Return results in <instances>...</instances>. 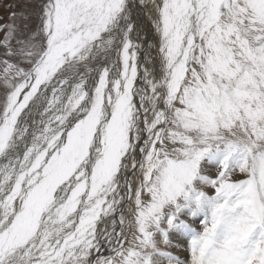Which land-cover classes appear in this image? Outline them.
<instances>
[{"label":"snow or ice","instance_id":"1","mask_svg":"<svg viewBox=\"0 0 264 264\" xmlns=\"http://www.w3.org/2000/svg\"><path fill=\"white\" fill-rule=\"evenodd\" d=\"M149 2L155 44L133 15ZM12 17L0 264H183L175 233L190 264H264V0H41L26 33Z\"/></svg>","mask_w":264,"mask_h":264},{"label":"rangeland","instance_id":"2","mask_svg":"<svg viewBox=\"0 0 264 264\" xmlns=\"http://www.w3.org/2000/svg\"><path fill=\"white\" fill-rule=\"evenodd\" d=\"M40 3L41 0H0V27L11 23L13 20L12 14L16 13L17 18L15 20V24L18 26L19 30L22 33L28 32L29 29H34L37 23L35 12L39 9ZM5 35V31H0V53H3L4 51L3 40ZM154 54L156 56L157 50H155ZM2 59L3 56L0 55V60ZM2 69L3 64L0 63V77H2ZM3 87V80L2 78H0V92H3ZM210 167L216 168V165L212 164L210 165ZM204 190L209 194H214V190L209 187H205ZM194 227L200 230L201 225L199 223H196L194 224ZM166 250L170 251L169 248H167ZM190 260L191 254L189 253L188 261ZM162 264H166V262L162 261Z\"/></svg>","mask_w":264,"mask_h":264},{"label":"bare ground","instance_id":"3","mask_svg":"<svg viewBox=\"0 0 264 264\" xmlns=\"http://www.w3.org/2000/svg\"><path fill=\"white\" fill-rule=\"evenodd\" d=\"M154 14L152 13V6L149 2L147 6H140V8H137L134 11V19L139 24L142 35L146 40H148L149 43H156V40L154 37L156 36L155 32L153 31L152 27V21L149 19V15ZM148 37V38H147ZM157 50L155 47L152 49V55L155 56L154 52ZM173 247H170L169 250L176 255L180 260L183 262V264H190V261H188L189 256V238L186 236H183L180 233L173 234ZM105 254H107V251L105 249ZM166 262V261H165Z\"/></svg>","mask_w":264,"mask_h":264}]
</instances>
